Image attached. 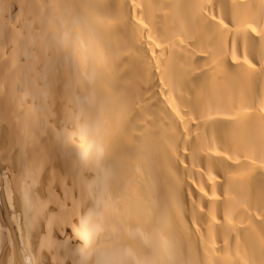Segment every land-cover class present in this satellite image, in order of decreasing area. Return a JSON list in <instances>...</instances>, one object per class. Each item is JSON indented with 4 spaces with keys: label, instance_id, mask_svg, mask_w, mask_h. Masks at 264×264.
Returning <instances> with one entry per match:
<instances>
[{
    "label": "bare ground",
    "instance_id": "1",
    "mask_svg": "<svg viewBox=\"0 0 264 264\" xmlns=\"http://www.w3.org/2000/svg\"><path fill=\"white\" fill-rule=\"evenodd\" d=\"M0 264H264V0H0Z\"/></svg>",
    "mask_w": 264,
    "mask_h": 264
},
{
    "label": "rangeland",
    "instance_id": "2",
    "mask_svg": "<svg viewBox=\"0 0 264 264\" xmlns=\"http://www.w3.org/2000/svg\"><path fill=\"white\" fill-rule=\"evenodd\" d=\"M75 219H76V218H74V221H75ZM71 238H72V236H69V239H71Z\"/></svg>",
    "mask_w": 264,
    "mask_h": 264
}]
</instances>
